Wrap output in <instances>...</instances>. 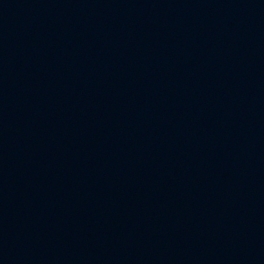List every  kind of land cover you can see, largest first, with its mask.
<instances>
[{
    "label": "water",
    "instance_id": "1",
    "mask_svg": "<svg viewBox=\"0 0 264 264\" xmlns=\"http://www.w3.org/2000/svg\"><path fill=\"white\" fill-rule=\"evenodd\" d=\"M0 264H264V0H0Z\"/></svg>",
    "mask_w": 264,
    "mask_h": 264
}]
</instances>
